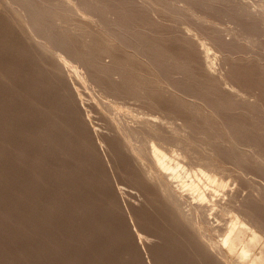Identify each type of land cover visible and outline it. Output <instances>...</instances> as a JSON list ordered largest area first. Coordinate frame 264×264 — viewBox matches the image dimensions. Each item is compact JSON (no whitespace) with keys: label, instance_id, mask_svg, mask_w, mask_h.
I'll return each instance as SVG.
<instances>
[{"label":"bare ground","instance_id":"1","mask_svg":"<svg viewBox=\"0 0 264 264\" xmlns=\"http://www.w3.org/2000/svg\"><path fill=\"white\" fill-rule=\"evenodd\" d=\"M15 1L25 14L21 11V14L15 13V6L14 11H11L9 1L0 0V264H145L148 260L151 264H235L233 257L236 260L249 257L258 246L257 241L247 237V227L231 217L230 213L235 211L242 216V221L264 227V187L255 191L258 188L254 187L256 183L254 186L250 184L255 180L248 183L254 187L251 191L248 186V191H251L250 194L257 192L258 200L255 195L246 194L244 199V196L240 197V200L243 199L240 201L239 192L237 196L234 195L239 189H235L236 187L231 196H236V201L240 203L234 202V196L228 198L227 192L224 193L228 199L222 201L224 195H221L218 200V196H215L219 195L217 187L222 182L218 184L215 176L210 173L211 169L207 172V169L205 171L201 167L186 168L183 165L181 170L179 160V163L171 161L177 152L175 156L171 154L169 157L161 148L162 145L173 142L191 145V141H186L187 137H174V133H171L173 128L171 132L167 129L168 122H163L157 116L150 118L146 115L142 125L136 129L139 133L137 143L133 142L135 140L131 143L125 134L119 132H115L113 137L99 133L98 116L91 113V106L94 104L93 106L100 108L101 105L102 110L108 109L101 103L103 96L107 94L114 99H136L148 106L154 114L161 112L160 114L170 116L178 115L184 117L183 120L193 114V117L196 116L203 122L200 128L202 141L205 140V144L212 141L215 145L214 154H204L196 144L193 148L199 154L196 155L191 150L194 156L204 159V162L200 160L202 163L207 161V164L217 168L230 165L228 163L234 164L233 169H238L243 182L246 178L243 179L242 175L246 172L258 174L262 178L264 168L258 164L259 161L252 163L247 157L248 152L245 155L240 150L243 146H253L264 158V71L259 65L261 62L258 64L256 57L243 60L241 56L229 60L226 75L232 83L242 85L252 92L257 91L256 101H240L230 93L235 85L230 90L232 86L227 89V84V87H223L224 84L221 86L220 83L222 81H217L220 76L216 79L217 75L212 73L214 65L212 66V60L208 57V48L205 56L201 57L205 46L203 52L198 49L199 40H193V35L187 36L183 30L186 26L177 29L178 33H175L173 23L175 32L170 24L169 28L168 25L159 23L160 19L153 20L147 11L150 8L145 9L133 0H81L84 8L97 13L103 26H108V35L103 29L94 28L93 25L95 30L87 28L89 23L79 20L80 23L76 26L78 33L71 32L69 23L73 18L70 9L60 0ZM193 1L208 7V10L220 7L215 4L216 0ZM166 9L161 8L160 11H167ZM109 13L113 14V18L107 20L106 15ZM229 13L237 16L232 10ZM166 19L163 21L166 22ZM59 22L63 25L58 24ZM176 22L179 25L180 22ZM249 25L251 30L256 31V24L249 22ZM211 28L213 31V27ZM205 32L208 34V31ZM220 36L213 37V42L222 51L240 52L236 43H231L232 40L226 42ZM199 47L201 48L200 45ZM71 56L86 70L85 82L100 88L97 92L99 101L98 98L95 99L91 106L86 102L84 87L80 86L82 80L80 82L77 78L80 82L78 86L79 82L75 84L71 82L74 78H68L67 59L64 58ZM104 56H108L109 60L104 61ZM261 56L260 54V60ZM78 76L81 77L79 74ZM140 109L137 111H141ZM204 110L207 112L204 113ZM104 128L101 126L100 129ZM180 133L183 134V130ZM98 135H102V138ZM99 138L105 142L110 152L108 155H111L107 163L102 159L105 154L101 155L102 158L99 154L102 149L99 148V152L96 149V146L100 147ZM224 141L228 145L222 144ZM261 155L258 154L259 157ZM198 160L197 158L199 163ZM119 166L138 173L134 186L126 183L129 189L126 184L122 185L123 179L122 183L119 182L121 187L117 184L122 176L117 173ZM227 169L229 171L232 168L228 166ZM216 172L219 173L218 170ZM232 174L235 177H231ZM232 174L230 177L233 181L236 175ZM221 178L224 179L223 175ZM242 181L239 182L242 185L238 184L241 188L245 185ZM245 187L248 188L246 185ZM175 190L182 192L180 195L184 193L187 198L195 199L196 203L191 204L192 199H187L191 205L185 209L187 202L183 207L181 196ZM134 198L138 199L137 203L133 202ZM152 211L158 214L160 222L156 223L151 218L155 222L150 223L149 219V223H146L148 220L145 219L147 221L144 223L145 220L139 214L150 212V215ZM210 214L217 221V226L215 223L210 224L216 226L213 231L220 236L218 243L209 239L212 238L210 231L213 228L206 216L209 217ZM199 218L208 222L212 228L209 227L210 230L207 231L210 236L206 233L209 237L205 232H200L202 228L199 227ZM207 224L201 225L206 228ZM142 244L146 249V254L143 252L144 258L146 256L148 260L143 258L140 249ZM258 247L251 256L255 262L264 257V245Z\"/></svg>","mask_w":264,"mask_h":264},{"label":"rangeland","instance_id":"2","mask_svg":"<svg viewBox=\"0 0 264 264\" xmlns=\"http://www.w3.org/2000/svg\"><path fill=\"white\" fill-rule=\"evenodd\" d=\"M9 1V7L12 9H10L11 11H14V9H15V13H19V14H21L20 13V11L22 12V14H25V12H24V10H22L23 8H21L19 5H18V3L15 1L14 2V0H8ZM65 1H66V3H65ZM87 1H89V2H95L96 0H87ZM134 2H135V4H137V5H139V6H142L143 8H145V9H148V8H150V9H148L147 11H148V13H149V15L152 17V19L154 20L155 18H157L158 20L160 19V21H158L157 19H155V20H157L159 23H161V24H165L167 27H169V24H170V27H171V29L172 30H174V28L176 29V32H175V30H174V32L175 33H178L177 31V29H180L181 27L183 28L184 26H186L187 28H183V30L185 31V33H187V36H189V37H191L192 35V38H193V40H194V38H196V39H198L199 40V42H200V44H197L198 46V49L200 50L201 49V51H202V49H203V47L205 46V49L202 51L203 53L201 54V52H200V54H201V57H202V55L203 56H205L204 54H205V50H206V48H208V51L209 52H207V54H208V57L209 58H211L210 60H212L211 62H212V73L214 74V76H215V74L217 75V76H215V78L217 79L219 76V80L217 79V81L218 82H220V81H222V82H224V83H222V82H220L221 83V86H222V84H224L223 85V87H227V85L229 86V87H227V89L229 88L230 89V87H231V89L230 90H232V88L234 87V85L236 86V87H234L235 89H237V90H235L234 88V92L233 91H230V93L231 94H234V95H236V96H234V99L235 98H237L236 100H240V101H246V102H248L249 101V103L250 102H254V101H256V99H257V91L256 90H253L254 92H252V91H250V90H248V89H246V88H244L242 85H240L239 86V84H237V83H232L233 81L231 80V79H229L228 78V76L226 75L227 74V69L229 70V66H230V64H229V60H235V59H237V58H240V56L242 57L241 59H243V60H248V59H255V57H256V62L259 64L260 62V64L259 65H261L262 66V69H263V71H264V61H261V60H263V58H264V12H262V11H264V0H216V1H214V0H204V2L206 1V2H217V3H215V4H217V5H220V7L219 6H216V7H219V9H217L216 7H214V8H209V10H208V7H206V6H200V5H198V4H195L194 3V1L192 2V0H163V1H160V0H133ZM148 1V2H147ZM153 1V2H152ZM157 2V1H160V3L159 2H157L156 4L157 5H155V2ZM189 1V2H188ZM60 2L61 3H63V5L66 7V8H69L70 9V12H71V16H72V20H71V23H69V29H71V32H73V33H78V30H77V27L76 26H78L77 24H79L80 22H82V23H84V22H87L86 24H88V25H86V27L88 28L89 27V29H92L93 28V26H94V28H98V29H103L104 30V32H106V34L108 35L109 33H110V31L108 30V26H103V22L101 21V19H100V17H98V15H97V13H91L92 11H90V10H87L86 8H84L83 7V4L81 3L82 1L81 0H60ZM79 2V3H78ZM164 2V4L162 5V3ZM233 2V3H232ZM76 3H77V6H76ZM148 3V4H147ZM153 3V4H152ZM171 3H175L174 5L173 4H171ZM188 3V4H187ZM226 3V4H225ZM12 4V5H11ZM68 4H70V5H68ZM78 4H80V5H78ZM82 4V5H81ZM159 4H161V6L159 5ZM178 4V5H177ZM247 4V5H246ZM16 5H18V6H16ZM152 5V6H151ZM177 5V6H176ZM228 5V6H227ZM229 5H231V6H229ZM237 6L236 8H234L235 6ZM13 6H15L16 8H14L13 9ZM155 6V8H153ZM160 6V7H159ZM166 6V7H165ZM168 6V7H167ZM198 6V7H197ZM225 6V7H224ZM240 6V7H239ZM80 7V8H79ZM169 7H170V10H169ZM204 7V8H203ZM18 8V9H17ZM81 8H83V9H85V10H83V9H81ZM152 8H153V10H155V11H153L152 10ZM161 8H164V9H166V8H168V10L167 11H160V9ZM201 8V9H200ZM203 8V9H202ZM215 8H216V10H215ZM222 8V9H221ZM227 8V9H226ZM229 8V9H228ZM233 8V9H232ZM205 9V10H204ZM224 9V10H223ZM232 11H234L235 13H237V16H234V15H230V11L231 10ZM235 9V10H234ZM247 9V10H246ZM260 10V11H258V10ZM156 10H157V13H156ZM179 10V11H178ZM86 11V12H85ZM171 12V13H169V12ZM210 11L212 12V11H214L213 13H210ZM219 11V12H218ZM221 11L222 12H225V13H221ZM238 11H240V12H238ZM245 11V12H244ZM252 11V12H251ZM155 12V13H154ZM161 12H162V14H161ZM176 12V13H175ZM180 12V14L178 15V13ZM247 12V13H246ZM77 13V14H76ZM151 13H153V14H151ZM174 13V14H173ZM227 13V14H226ZM166 14V15H165ZM171 14V15H170ZM201 14V15H200ZM217 14V15H216ZM219 14V15H218ZM81 16V18H80V16ZM91 15V16H90ZM108 15V16H107ZM106 15V17H107V20L109 19H112L113 18V14H107ZM110 15V16H109ZM153 15V16H152ZM162 15H163V17H162ZM170 15V16H169ZM180 15H181V17H180ZM263 15V16H262ZM75 16H76V18H75ZM155 16V17H154ZM166 16H169V17H166ZM179 16V17H178ZM85 17V18H84ZM164 17H166V18H164ZM175 17V18H174ZM183 17V18H182ZM74 18H75V20H74ZM82 18H83V20H82ZM88 18V19H87ZM94 18V19H93ZM97 18V19H96ZM171 18V19H170ZM184 19L185 18V20H183V21H185L184 23H183V21H182V19ZM240 18H241V20H240ZM248 18H250V21H249V19ZM262 18V19H261ZM81 19V20H80ZM165 19H166V22H164L165 21ZM174 19V20H173ZM226 19V20H225ZM245 19V20H244ZM257 21H256V20ZM80 22H79V21ZM86 20V21H85ZM164 20V21H163ZM171 20H173V21H171ZM178 20V22H180L179 23V25H177V21ZM197 20V21H196ZM238 20V21H237ZM77 23H76V22ZM84 21V22H83ZM98 21H99V23H98ZM163 21V22H162ZM243 21V22H242ZM58 22V21H57ZM96 22V23H95ZM245 22H247V24L245 23ZM249 22H250V24H256V26H257V29H256V31H253V30H251L250 29V25H249ZM174 24V28L172 27V25ZM241 23V25H239ZM58 24H60V25H63L62 23H58ZM76 24V25H75ZM163 24V25H164ZM182 24H183V26H182ZM227 24V25H226ZM246 24V25H245ZM74 25V26H73ZM92 27H91V26ZM207 25V26H206ZM262 25V26H261ZM66 26V25H65ZM96 26V27H95ZM165 26V27H166ZM176 26V27H175ZM177 26H178V28H177ZM194 26H196V27H194ZM199 26V27H198ZM259 26V27H258ZM91 27V28H90ZM103 27V28H102ZM169 27V28H170ZM207 27V28H206ZM209 27V28H208ZM211 27H213V31L211 30L212 28ZM216 27V28H215ZM93 28V29H94ZM198 28H200V30H201V32H200V30L198 29ZM242 28V29H241ZM248 29V31H247V29ZM73 29H75V30H73ZM186 29H187V31H186ZM222 31H221V30ZM250 29V30H249ZM77 30V31H76ZM95 30V29H94ZM182 30V29H181ZM210 30H211V32H210ZM215 30V31H214ZM76 31V32H75ZM190 31V32H189ZM205 31H208V34L205 32ZM220 31V32H219ZM193 32V33H192ZM209 32L211 33V36H210V34H209ZM212 32H215V33H213L212 34ZM219 34H218V33ZM239 32V33H238ZM246 32V33H245ZM260 32V33H259ZM189 33H191V34H189ZM201 33V34H200ZM205 33H206V35H205ZM257 33V34H256ZM197 34V35H196ZM248 34V35H247ZM253 34V35H252ZM255 34H256V36H255ZM194 35H195V37H194ZM213 35V36H212ZM219 35H221L220 37L221 38H223V39H225L226 40V42H230L231 40V43H234V45H235V43H236V47L237 48H239L240 49V52L239 51H237L236 53L235 52H226L225 50H223L222 51V49L221 48H219L217 45H215L214 44V42H213V37H217V38H219ZM241 36V37H240ZM252 36V37H251ZM208 37H210V39L208 38ZM226 37V38H225ZM212 38V39H211ZM253 38H255V39H253ZM195 39V40H196ZM240 39V40H239ZM257 39V40H256ZM263 39V40H262ZM198 40H196L197 42H198ZM211 40V41H210ZM244 40V41H243ZM255 40V42H253V41ZM235 41H237V42H235ZM252 41V42H251ZM261 41V42H260ZM202 42V43H201ZM207 42V43H206ZM212 42V43H211ZM256 43V44H255ZM260 43V44H259ZM262 43V44H261ZM202 44H203V46H202ZM241 44V45H240ZM242 44H244L245 46H243ZM259 44V45H258ZM199 45L201 46V48L199 47ZM215 45V46H214ZM257 45V46H256ZM217 46V48H215ZM263 46V47H262ZM262 47V48H261ZM219 48V49H218ZM221 49V50H220ZM244 49V50H243ZM260 49V50H259ZM64 52V51H63ZM246 52V53H245ZM213 53H214V55H213ZM217 53V54H216ZM225 53V54H224ZM240 55H239V54ZM244 53H245V56L243 57V55H244ZM256 55H255V54ZM242 54V55H241ZM248 54H250V55H248ZM253 54V55H252ZM260 54L262 55L261 56V60H260ZM212 56V57H210V56ZM233 55V56H232ZM236 55V56H235ZM217 56V57H216ZM219 56V57H218ZM221 56H223L222 58H221ZM105 58H104V61L106 60V61H108L109 60V57L108 56H104ZM237 57V58H236ZM214 58V59H213ZM215 58H217V59H215ZM225 58V59H224ZM227 58H228V60H227ZM64 59H67V60H65V62L67 63V65H68V72H67V74H69L68 75V78L70 79H73L74 78V80H71V82H74L75 84H77L79 81L81 82V80H82V82H83V80H84V82L82 83L81 82V85H80V82L77 84L78 86L80 85V86H82V88H83V92H84V94L87 96L85 99H86V102H87V104H90V106L94 103V101H95V99H97L98 98V101H99V93L97 94V92L99 91V87L98 86H94L93 84H89L88 82H85V81H87L85 78H87V72H86V70L82 67V66H80V64H78V62H77V59L75 58V57H73V56H71V58L69 57V58H64ZM222 60V61H221ZM254 60V61H255ZM216 61H218V62H216ZM259 61V62H258ZM222 62V63H221ZM70 64V66H69V64ZM73 63V64H72ZM215 63V64H214ZM78 64V65H77ZM71 66H73V67H71ZM227 66V67H226ZM221 67V68H220ZM71 70H70V69ZM74 69V71H72L73 69ZM219 68V69H218ZM77 69V70H76ZM214 69V70H213ZM218 71H217V70ZM80 72V73H79ZM215 72V73H214ZM76 73V74H75ZM78 74L79 75H81V77L80 76H78ZM86 76H85V75ZM225 74V75H224ZM76 75V76H75ZM83 76V77H82ZM115 77H117L116 75H114ZM80 77V78H79ZM85 77V78H84ZM222 77H223V80H222ZM76 78V79H75ZM77 78H78V80H77ZM82 78V79H81ZM220 78H221V80H220ZM228 79V80H227ZM231 81V82H230ZM77 82V83H76ZM86 83V84H85ZM219 83V84H220ZM230 83V84H229ZM227 84V85H226ZM232 84V85H231ZM237 84V85H236ZM86 85V86H85ZM98 87V88H97ZM95 88V89H94ZM240 88V89H239ZM238 89H239V91H238ZM246 89V90H245ZM93 90V91H92ZM168 90L170 91V88H168ZM226 90V89H225ZM244 90V91H243ZM243 93L244 92V95L241 93V92ZM246 91V92H245ZM249 91V92H248ZM256 91V92H255ZM85 92H87V93H85ZM229 92V91H228ZM240 92V93H239ZM90 93V94H89ZM89 94V95H88ZM242 94V96H240L239 97V95H241ZM246 94V95H245ZM251 94V95H250ZM254 95V96H253ZM88 96H89V99H88ZM98 96V97H97ZM247 96V97H246ZM93 97V98H92ZM107 97V98H106ZM91 98V99H90ZM241 98V99H240ZM251 98V99H250ZM110 99V100H109ZM254 99V100H253ZM111 100H113V101H111ZM130 102H129V101ZM102 101L103 102H101L102 104H104V105H106L107 107H109L108 109L107 108H104L103 110L106 112V113H104L103 112V110H102V106L101 105H99L100 106V108L98 107H95V106H91L92 108L91 109H93V110H91V113L94 115L95 114V116H98V123H97V125L99 126L98 127V132L99 133H105V134H107L109 137L110 136H115L114 134H115V132H119V133H121V134H125L124 136H126V137H128L127 139L129 140V141H131V143H137V141H138V132H136L137 130L136 129H138L142 124H141V122L142 121H144V119L146 118L145 116L147 115V117L148 116H150V118H153V117H159V118H162V121L163 122H168V124L166 123V125H167V129H169V131L171 132V129L173 130L171 133H174V134H172L174 137H177V138H189V139H187L186 138V141H191V145L190 144H186V145H183L182 143L181 144H179V142H173V143H171V144H167V145H162L161 146V148L169 155V157H171V156H173V154H174V156L176 155V153L175 152H177V155H176V157L175 158H173L171 161H172V163H173V161L174 160H179V162L181 163V165L179 164V168L182 170V167L181 166H185L186 168H190L191 166H193V167H191V168H199V167H201L203 170H205L206 171V169H207V172L210 170V173L211 174H213L214 176H215V178H216V180H217V182H218V184H220L221 182H222V184H220V185H218V187H217V189H218V192H219V195H216L215 196V198L216 199H218L219 200V198L220 197H222L221 195H224L221 199H222V201H224V199L226 198V199H228L230 196H231V194H233V192L235 191L234 190V187H236L235 189H238V190H240V191H238L237 190V192L235 193L234 192V195H236V194H238V192H239V196H238V199L240 200L244 195L245 196H247L246 194H250V192L251 191H253V188L254 187H258L257 189H254L255 191L256 190H258V191H260L263 187H264V179H263V177L261 178V176L260 175H256L255 173H252V172H246V173H244L242 176H243V179L244 178H246V179H244V182L241 180V178H240V175H241V173H238L239 171H238V169L236 168V169H233V168H235V166H234V164H232V163H228V164H230V165H224L223 167H221V168H217V167H213L212 165L210 166L209 164H207V161H205L206 163H202L200 160H202L203 162H204V159H201V158H199V156L198 157H196V155H198L199 153L196 151V150H194L195 148H193V147H196V144H197V146L199 147L200 146V149L204 152V154H209V153H211V154H214L215 152H214V149H215V145H214V143L212 142V141H210L208 144H205L206 143V141L204 140V141H202L203 139H201L202 137H203V135H202V133H200V132H202V131H200L201 129V127L203 126V122L200 120V119H198L195 115V117H193V114H191L189 117H190V119H189V117H188V119H186V120H183L184 119V117H178V115H175V116H170V115H166V114H164V113H162V114H160V113H153L149 108H148V106H146V105H144V104H142L140 101H138V100H136V99H126L125 98V100L123 99V100H120V99H114L113 97H111V96H109V95H104L103 96V98H102ZM104 101H106V102H104ZM123 101V102H122ZM136 101V102H135ZM92 103V104H91ZM98 103H100V102H98ZM121 103V104H120ZM123 103L125 104V103H127V104H125V105H123ZM139 105H138V104ZM118 104H119V106H118ZM137 106H136V105ZM127 105V106H126ZM130 105H132V106H130ZM264 103L262 104V111H263V113H264ZM124 106V107H123ZM133 106H135V107H133ZM127 107V108H126ZM128 107H130L129 109H128ZM145 107V108H144ZM97 108V109H96ZM133 108H134V110H133ZM140 108H142V109H144V110H142V109H140ZM137 109L139 110H141V111H144V113L143 112H141V111H137ZM147 109H149V110H147ZM95 113H94V112ZM110 111V112H109ZM133 111V112H132ZM205 112L204 113H206L207 111L206 110H204ZM103 112V113H102ZM149 112V113H148ZM135 113V114H134ZM136 113H137V115H136ZM143 113V114H142ZM108 114H109V116H108ZM100 115V116H99ZM141 115V116H140ZM103 116V117H102ZM104 116H105V118H104ZM144 116V117H143ZM152 116V117H151ZM167 116V117H166ZM169 116V117H168ZM110 117H111V119H110ZM133 117V118H132ZM140 117V118H139ZM166 117V118H165ZM174 117V118H173ZM136 118V119H135ZM180 118H182V119H180ZM195 118V119H194ZM197 118V119H196ZM93 119V118H92ZM104 119V120H103ZM143 119V120H142ZM194 119V120H193ZM94 120H95V118H94ZM103 120V121H102ZM106 120L108 121V122H106ZM114 120V121H113ZM173 120V121H172ZM175 120V121H174ZM182 120V121H181ZM110 121H111V124H110ZM115 121L118 123H116L119 127H120V129H119V127L115 124ZM188 121V122H187ZM105 122V123H104ZM170 122H172V123H174L173 124V126L171 125H169V124H172V123H170ZM181 122V123H180ZM197 122H198V124H197ZM112 123H114V124H112ZM136 123V124H135ZM192 123H194V124H192ZM177 124V125H176ZM178 124H181V125H178ZM184 124V129L186 130V131H184V129H182L183 127H182V125ZM106 125V126H105ZM114 125V126H113ZM134 125V126H133ZM175 125V126H174ZM101 126H102V128L103 127H105L104 129H100L101 128ZM125 126V127H124ZM177 126H179V127H177ZM191 126H192V128H191ZM195 126V127H194ZM113 127V128H112ZM115 127V128H114ZM127 127V128H126ZM133 127H135V128H133ZM174 127H176V128H174ZM182 127V128H181ZM186 127V128H185ZM109 130H108V129ZM122 128V129H121ZM179 128H180V130H179ZM189 128V129H188ZM113 129V130H112ZM175 129H177L176 131H175ZM106 130H108V131H106ZM115 130V131H114ZM117 130V131H116ZM123 130V131H122ZM180 131V132H182V130H183V132L185 133H180V132H178L177 133V131ZM191 130V131H190ZM106 131V132H105ZM114 131V132H113ZM175 131V132H174ZM191 134H188V132ZM111 132V133H110ZM125 132V133H124ZM127 132H129L128 133V135H127ZM195 132V133H194ZM138 133V134H137ZM177 133V134H176ZM189 135H187V134ZM113 134V135H112ZM176 134V135H175ZM179 134V136H177ZM181 135H184V136H181ZM186 135V136H185ZM202 135V136H201ZM102 135H98V137H101ZM131 136V137H130ZM137 136V137H136ZM190 136L192 137L191 139H190ZM197 137V138H196ZM102 138V137H101ZM199 139V140H198ZM99 140L101 141H99L98 143H99V145H100V147H98L97 148V146H96V149H97V151L99 152V148H101L102 150H100V152H99V154H100V156L103 154H105L104 155V157L103 156H101V158L102 159H105V160H103L104 162H109L110 161V156L111 155H108V154H110V152H109V150H108V148H107V146H106V144H104L103 143V140H101L100 138H99ZM133 140H135V141H133ZM133 141V142H132ZM194 141V142H193ZM201 142V143H199V142ZM205 142V143H204ZM98 143H97V145H98ZM212 143V144H211ZM172 144H174V145H172ZM199 144V145H198ZM204 144V145H203ZM211 144V145H210ZM222 144H224V145H226L227 143H225V141L224 142H222ZM98 145V146H99ZM176 145H179V146H177L176 147ZM182 145H183V147H182ZM187 145H189L188 147H189V149L187 150ZM206 145H208L209 147L208 148H205L206 147ZM228 145V144H227ZM103 146H105V148L106 149H103L102 147ZM173 147V148H175V149H173V148H170V147ZM211 146H212V148H211ZM179 147V148H178ZM185 147V150L183 149ZM167 148V149H166ZM182 148V149H181ZM203 148V149H202ZM254 148V149H253ZM168 150V151H167ZM183 150V151H182ZM191 150H193L194 151V154H195V152H196V155L194 156L192 153V151ZM208 150V151H207ZM212 150V151H211ZM240 150L246 155V153H247V157H249L248 159L250 160L251 159V161H252V163H254L255 161H256V163H258V161H259V163L258 164H260L263 168H264V158H263V156L258 152V149L256 150V148L255 147H253V146H243V147H241L240 148ZM244 150V151H243ZM109 152V153H105V152ZM172 151V152H171ZM216 151V150H215ZM101 152H103V153H101ZM208 152V153H207ZM191 153V154H190ZM172 154V155H171ZM249 154V155H248ZM258 154L259 155H261L260 157L258 156ZM171 155V156H170ZM192 155V157H190ZM251 155V156H250ZM257 155V156H256ZM183 156L185 157V158H183ZM196 157V158H195ZM180 158H182L181 160H180ZM197 158L199 159L198 161H200L199 163L197 162ZM261 158V159H260ZM187 159H189L190 160V163H189V161L187 160ZM259 159V160H258ZM107 160H109V161H107ZM183 160V161H182ZM192 160V161H191ZM115 161V160H114ZM193 161H195V162H193ZM178 161L176 162V163H179ZM184 162V163H183ZM175 163V162H174ZM192 163L194 164V165H192ZM201 163V164H200ZM256 163H254V164H256ZM203 164V165H202ZM204 164H206V165H204ZM232 164V165H231ZM119 165V164H118ZM196 165H198V166H196ZM204 168H203V167ZM208 166H210V167H208ZM230 167V168H232V169H230L229 171H232V172H229L228 171V169H227V167ZM233 166V167H232ZM213 167V168H212ZM126 168V167H125ZM124 167H120L119 166V168H118V171H117V173L118 174H120V175H122L121 176V178H120V180L121 179H123V181H124V183H122V180L120 181V180H118V179H115V181H117L118 180V185L119 184H121L122 183V185L123 184H126V183H129V185L131 184L132 186H134L136 183H137V174L138 173H135V171H133V170H130V168L129 169H125ZM184 168V167H183ZM121 169H123V171L121 170ZM126 171H125V170ZM209 169V170H208ZM214 169H217L218 170V172L219 173H217ZM220 169H221V174H220ZM223 169H227V171H224V172H222L223 171ZM128 170H129V173H128ZM213 170V171H212ZM235 170H237V171H235ZM234 171V172H233ZM123 172V173H122ZM127 172V173H126ZM215 172H216V174H215ZM227 172H229L230 174H232V173H236L235 175H236V178L232 181V179H231V177H235L233 174V176L231 175V177H230V174L229 173H227ZM224 173L226 174L227 173V175H224ZM247 173H248V175H247ZM128 174V175H127ZM132 174V175H131ZM228 174H229V176H228ZM251 174V175H250ZM253 174V175H252ZM220 175V176H219ZM222 175H223V178L224 179H222L221 177H222ZM246 175V176H245ZM117 176V175H116ZM129 176V177H128ZM131 176V177H130ZM226 176H228L226 179H225V177ZM238 176V177H237ZM249 176V177H248ZM251 176V177H250ZM255 176V177H254ZM256 176H258L257 178H256ZM118 177V176H117ZM123 177V178H122ZM126 179H125V178ZM130 178V179H128V178ZM132 177H134V178H132ZM189 176H186V178H188ZM254 177V178H253ZM260 177V178H259ZM190 178V177H189ZM188 178V179H189ZM239 178V179H238ZM250 178V179H249ZM253 178V179H252ZM135 179V181H132V180H134ZM185 179V178H184ZM247 179H248V181H247ZM260 179V180H259ZM185 180H187V179H185ZM225 180V181H224ZM237 180V181H236ZM251 180H255L254 182L252 181V182H250ZM128 181H130V182H128ZM242 181V183H245V185L248 187H251V185H253V184H255V186L254 187H251V189L248 187V188H246L245 187V185H243L242 187L244 188V190H243V188H241L240 186L242 185L241 183H239V182H241ZM246 181V182H245ZM119 182H121V183H119ZM227 182H228V184H227ZM231 182H233V184L231 183ZM235 182H238V183H235ZM250 182V184H248ZM226 183V184H225ZM229 184L231 185V186H229ZM238 184H241V185H238ZM127 185V184H126ZM126 185H124V186H126ZM225 187H223V186ZM261 185V186H260ZM263 185V186H262ZM120 186V185H119ZM132 186H130V187H132ZM173 186H174V184H173ZM121 187V186H120ZM126 187H128V185L126 186ZM220 187V188H219ZM260 187H261V189H260ZM122 188H125V187H122ZM128 189H129V187H128ZM176 189V188H175ZM221 189V190H220ZM251 190V191H248V190ZM264 189V188H263ZM179 190V189H178ZM178 190H175V193L176 194H179L180 195V193H182V192H178ZM221 191V194H220V191ZM223 190V191H222ZM224 190H226V191H224ZM178 193H177V192ZM231 193H230V192ZM247 191H248V193H247ZM218 192H217V194H218ZM224 192H227L228 193V195L226 194V193H224ZM223 193V194H222ZM253 193V192H252ZM251 193V194H252ZM254 193H256V194H252V195H257V192H254ZM259 193V192H258ZM227 195V197H226V195ZM230 194V195H229ZM250 194V195H251ZM179 195H178V197H179ZM182 195H184V193L183 194H181L180 196H181V198L180 199H182L181 201H182V205H183V207H184V205L186 204L185 202H187V204L188 205H185V209H188L189 207H190V205L192 204V202H193V204H195L194 203V200L195 199H192V198H187V196L186 195H184V196H182ZM233 195V196H234ZM185 196H186V200H185ZM233 196H231L232 198H233ZM237 196V195H236ZM236 196H234V198H233V200H234V202L236 201ZM245 196L243 197V199L245 198ZM255 196H253L252 198L254 199V200H258V198H257V196H256V199H255ZM188 197H190V196H188ZM241 197V198H240ZM251 197V196H250ZM191 200L192 199V201H191V204L189 203L190 201H188V200ZM242 199V200H243ZM134 201V203H137L138 201V199H133ZM242 200H240V201H242ZM240 201H236L235 203L237 204V203H240ZM184 202V203H183ZM190 204V205H189ZM189 206V207H188ZM187 207V208H186ZM209 212V211H208ZM148 213V214H147ZM149 213L150 212H145L144 214L142 213H140L139 215H140V217L141 218H143L142 220H145V219H147L148 220V222H146L147 220H145V221H143L144 223L146 222V223H149V219L151 220V222L150 223H152V219H154L155 221H156V223H158V222H160V219H159V217H158V214L156 213L155 214V212L154 211H152L151 212V214L149 215ZM153 214H155V215H153ZM209 214V213H208ZM145 215H146V217H145ZM148 215L150 216V218H148ZM153 216V217H152ZM210 216H211V218H210ZM210 216L208 217V216H206L207 218H206V220L207 219H210L208 222H209V224L210 223H215V225H216V219H215V217L213 216V215H211L210 214ZM212 216L214 217V219L212 220ZM230 216L231 217H235L237 220H238V222L239 223H242L243 224V226H246L247 227V230H246V234H247V237L249 238V237H251V238H253L254 240H256L257 241V244H258V246H260L261 244L262 245H264V231H262V230H264V229H262V228H264V227H262V228H260L258 225H256V224H254L253 222H251V224H248L249 222H247V221H245V220H243L242 221V216H240L239 214H237V213H235V211H232L231 213H230ZM155 217H157V218H155ZM152 218V219H151ZM159 219V220H158ZM200 220H198V222H200V228H202L201 230H200V232L201 231H203L202 233L204 234V232H205V235H209V231H208V229L210 230V225H208L207 223L208 222H204L203 221V219L202 218H199ZM204 220H205V218H204ZM155 221H153V222H155ZM211 221V222H210ZM214 221V222H213ZM197 222V224L199 225V223ZM201 224H207V225H204V226H207L206 228H204V227H202L203 225H201ZM253 224V225H252ZM212 226V231L213 230H215V228H216V226H214L213 227V225H211ZM253 226V227H252ZM258 226V227H257ZM210 227V228H209ZM256 228V229H255ZM205 229H207V230H204ZM258 230V231H257ZM208 231V232H207ZM210 231V235L212 236V238L210 237L209 239L210 240H213V241H211V242H214V243H218V241L220 242V236H217L218 234H216V233H214L215 231ZM249 231V232H248ZM263 234H262V233ZM207 233V234H206ZM213 233V234H212ZM207 235V237H209ZM215 236H217L216 238H217V241L214 239V237ZM259 242V243H258ZM143 245V244H142ZM257 245H256V249H255V251H253L251 254H250V256L248 257H244V258H242V259H240V260H236V257H233L234 258V262H235V264H264V257H261V258H259V260L257 261V262H255L252 258H251V256L252 255H254V253L257 251V249L259 248ZM143 247V248H142ZM140 249H141V252L143 253H145L146 254V249L144 248V245L143 246H140ZM143 249V250H142ZM145 249V250H144ZM143 253V258H144V254ZM144 259H147L146 258V256H145V258ZM148 260V259H147ZM146 261V260H145ZM147 262H148V264H151L150 263V261L148 260V261H146V263L145 264H147Z\"/></svg>","mask_w":264,"mask_h":264}]
</instances>
